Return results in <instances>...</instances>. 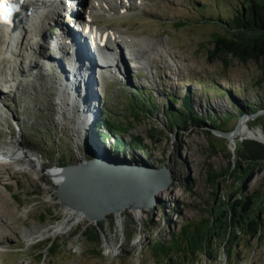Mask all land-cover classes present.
Segmentation results:
<instances>
[{
	"label": "rangeland",
	"instance_id": "rangeland-1",
	"mask_svg": "<svg viewBox=\"0 0 264 264\" xmlns=\"http://www.w3.org/2000/svg\"><path fill=\"white\" fill-rule=\"evenodd\" d=\"M55 2L62 4V14H54L39 35L37 31L33 34L43 46L28 47L21 61L0 71V95L6 98L0 110V143L11 146L20 141L18 146L31 149L38 163L35 169L25 166L18 170L9 160L0 161V230L5 231L0 237V264H264V231L260 237L240 234L229 249L219 239L210 253H182L178 260L153 251L156 239L168 241L181 227L204 223L221 196L235 193L240 183L235 175L219 178L217 184L211 176L236 162L239 141L264 135V113L248 117L247 125H242L240 135L232 140L209 125L191 124L180 130L168 124V97L177 98L174 106L178 108L191 94L199 115H233L224 126L226 131L233 130L240 120L238 111L220 90L209 88L212 80L237 90L241 101H253L264 94V88L256 84L264 57L260 61L232 57L227 63L212 56V35L225 32L221 20L230 14V5L241 8L243 1L115 0L114 10L98 6L95 0ZM85 17L128 37V46H121L125 67L121 73L114 65L103 67L88 60L86 54L81 56L79 74L86 66L84 72L90 76L71 83V89L74 86L84 93L75 92L73 112L62 113L54 76L72 81L78 72H73L55 47L57 31L70 24L66 22ZM2 31L0 46L6 37ZM45 51L54 66L48 67ZM119 56L114 64L120 63ZM73 60H77L75 56ZM89 64L91 69L97 64L100 70L96 67L93 75ZM82 101L96 108L90 122L79 127L77 109ZM148 107L154 111L148 113ZM100 116L117 128L125 123L127 141L139 135L147 148L137 153L150 161L148 165H166L173 182L158 192L154 207L127 209L101 220L99 241L83 232L96 223L79 214L66 220L62 232L54 233L53 225L64 220L66 212L57 202L55 184L46 169L58 166L64 157L70 163L89 157L92 153L85 147L89 133L92 144L100 147V137L92 130ZM246 180L245 192L261 188L264 168L258 166ZM48 228L50 232L42 235ZM51 244L54 250H50Z\"/></svg>",
	"mask_w": 264,
	"mask_h": 264
},
{
	"label": "trees",
	"instance_id": "trees-1",
	"mask_svg": "<svg viewBox=\"0 0 264 264\" xmlns=\"http://www.w3.org/2000/svg\"><path fill=\"white\" fill-rule=\"evenodd\" d=\"M242 1L241 8H238L237 5H230V14L221 20L224 23L225 32L221 31L212 35L211 42L214 45L212 56L220 57L227 63L232 57L245 61L247 59L260 61L264 57V0ZM256 84L260 85V88H264V63L261 64ZM210 87L216 91L220 90L218 92L230 99L238 111V118L264 109V94L253 101H241L236 97L237 90L232 91L218 86L214 80L209 81ZM140 94L145 96V93ZM168 99L166 110L169 117L168 124L172 129H176L177 126L183 130L191 124L204 127L202 124H205V126L209 125L226 131L224 128L227 123L226 119L233 117L227 112L225 113L227 117L222 114L199 115L193 108L191 94L184 97L183 106L178 108L174 106L177 100L174 95H170ZM154 109H157V103ZM147 111L150 113L154 110L148 107ZM206 120L209 123H205ZM92 126L93 134L100 137L102 145L94 146L90 141L89 133L85 144L87 150L93 152V150L105 149L109 154L119 159L131 163L149 164L150 161L143 159L137 153V150L146 151L147 147L142 138L139 135H132L129 141L125 140L124 133L128 132L125 123H121L117 128L114 124H110L109 119L100 116L95 119ZM239 143L240 148L235 151L236 162L231 163L222 172L211 176V181L217 184L219 178L227 176L225 179H228L229 176L235 175L236 179H240L235 193L221 196L217 205H212L210 217L204 223L185 225L178 233L173 232L168 241L156 239L153 244L155 255L163 254L171 261L178 260V256L182 253L184 256L200 252L210 253V249L217 245L219 239H222L229 249L234 241L237 242L242 233L248 236L260 237L262 235L264 231V184L261 188L251 192H245L243 184L256 170L258 171V166L264 168V142L255 138H246ZM58 162L61 166L70 163L65 157ZM236 193L237 195H235ZM83 232L85 236L99 241L102 227L99 223L87 227ZM49 248L54 250L55 246L51 244Z\"/></svg>",
	"mask_w": 264,
	"mask_h": 264
},
{
	"label": "water",
	"instance_id": "water-1",
	"mask_svg": "<svg viewBox=\"0 0 264 264\" xmlns=\"http://www.w3.org/2000/svg\"><path fill=\"white\" fill-rule=\"evenodd\" d=\"M263 113L264 109L242 116L231 131L216 128L213 131L232 140L240 135L241 126L247 125L245 120L248 117L255 118ZM252 137L264 142L261 134ZM91 153L76 162L48 167L46 173L54 181L57 202L96 224L111 213L119 215L127 209L154 207L159 201L158 192L173 182L171 170L166 165L155 167L148 163H131L105 149ZM4 158L0 154V159ZM53 168L56 170L51 171Z\"/></svg>",
	"mask_w": 264,
	"mask_h": 264
},
{
	"label": "bare ground",
	"instance_id": "bare-ground-1",
	"mask_svg": "<svg viewBox=\"0 0 264 264\" xmlns=\"http://www.w3.org/2000/svg\"><path fill=\"white\" fill-rule=\"evenodd\" d=\"M98 4L100 7L107 5L108 7H110L113 10L115 8H117V4L115 3V0L98 1ZM22 6H23V10L20 12V14L22 16V20L17 22V25H16L17 28L12 29L11 25L0 22V30H3L2 31L3 34L6 35L5 39L3 40V45L0 46V71H3L2 69H5V68L14 67L13 62L23 58L25 55V49H27L28 47H30V48H35V47L41 48L43 45L40 44L39 39H36V40L34 39L33 34L36 33V31H37V33L39 35V32L44 30V26L47 25L48 23H50L51 19H53L52 16L54 14H62V10H63L62 4L55 2V0H23ZM124 8H126V7H124ZM84 32H85L84 35H86V36L89 34L86 31H84ZM46 34H44V37H47ZM102 35H104V34H102ZM36 37H38V36H36ZM56 37H57V39L55 41L56 46L55 45L54 46L57 49L61 50L62 59H64L66 62H68L70 68L73 69V72L74 71L78 72V76L74 77L72 81L69 80L67 77L62 78L59 75L54 76V78H55L54 84H55V87L57 88L56 90H58V96H59V100H60L61 111H62V113H64V111L66 112L68 110L71 114L75 108V106L72 104H76L75 99L77 97L75 95V92L78 91L80 93H84V91H82V90L75 89L74 86L72 87V89H73L72 90L71 89V83H75L78 80H85L86 78H88L90 76L89 72H87V71L84 72V70L86 69V66H84L83 72L81 74H79L80 73L79 71L82 69V65L80 63V61L82 60L81 56H84L86 54L88 60H91V59L93 60V58H94L93 62L97 63L98 65H101L103 67H105V65L106 66L114 65V67H116L117 72H121V73L125 67V65L123 64L125 62V58L123 57V54L121 55V44L120 43H116L114 45V48H112L113 50L111 51V53L108 55H105V57H103V55H102L101 60H98V62H97L98 55L96 57V55H94L93 51H91L92 52L91 53L87 48H84V46L82 45V42H78L77 45L74 46V45L70 44L71 43L70 40L66 39V36L64 33L63 34L59 33ZM115 37L119 38L121 41H123L122 39H125L123 35L122 36L117 35ZM52 43H54V39H52ZM88 44H89V42H88ZM47 53H48L47 51L44 52L45 57H46L45 59H48L46 62L48 67L54 66L52 64V62L55 63V61L49 60V57H47ZM131 54H132V52H131ZM118 55H120L119 56L120 57V63L114 64V63H117L116 58L118 57ZM74 56L77 60H73ZM134 56H135V54H134ZM50 57L56 58V56L52 55V54H50ZM49 64H51V66ZM97 64L95 65V67H93V69H91L90 64L88 65V70L91 69L93 75L96 71V67L99 69V66H97ZM16 66L14 68L15 70L17 69ZM111 66H109L107 68H110ZM39 72L40 71H38V70L35 71L36 74H38ZM121 73H119V74H121ZM66 74H68V73H66ZM95 77H96V75H95ZM110 77H112V74ZM5 100H6V98H4L3 96L0 95V110L2 109V104L5 103ZM91 101H92V99H91ZM81 104H82L81 108L77 109V111H78L77 115L79 117L78 118L79 127L80 126L82 127L86 123L90 122V119L92 118L93 112L95 111V108H96V105L92 104L89 101L88 102L82 101ZM19 143H21V142L18 140H16V142L14 144H12L11 146H5V145L0 143V154H1V156H5V158L0 159V161L9 160L8 164H14L18 170H24L25 166L32 167L34 169L37 168L38 163L34 159L36 157L35 156L36 154L31 149L25 150L23 147H19L18 146ZM55 170H56L55 168L51 169V171H55ZM165 191L162 190L161 193H164ZM65 212H66V218L64 220L58 222L56 225H53L54 230H52V231L54 233L62 232L65 229L64 226L66 225V220L70 216L75 215V214H79V215L83 216L82 214L77 213L74 210H71L70 208H65ZM136 212H137V214L140 213V211H136ZM3 232H5V231L0 230V237L3 234ZM45 232L49 233L50 228L44 230L42 232V235L45 234Z\"/></svg>",
	"mask_w": 264,
	"mask_h": 264
},
{
	"label": "snow or ice",
	"instance_id": "snow-or-ice-1",
	"mask_svg": "<svg viewBox=\"0 0 264 264\" xmlns=\"http://www.w3.org/2000/svg\"><path fill=\"white\" fill-rule=\"evenodd\" d=\"M18 7L11 0H0V22L11 24L12 16Z\"/></svg>",
	"mask_w": 264,
	"mask_h": 264
}]
</instances>
